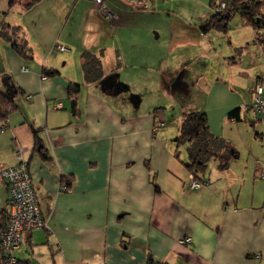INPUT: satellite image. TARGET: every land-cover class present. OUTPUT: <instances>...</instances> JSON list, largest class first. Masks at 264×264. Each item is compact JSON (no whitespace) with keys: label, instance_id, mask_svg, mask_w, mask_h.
Masks as SVG:
<instances>
[{"label":"crops","instance_id":"obj_1","mask_svg":"<svg viewBox=\"0 0 264 264\" xmlns=\"http://www.w3.org/2000/svg\"><path fill=\"white\" fill-rule=\"evenodd\" d=\"M27 1L0 0V23L19 26L33 55L23 59L0 36V72L17 88H6L16 108L0 123V169L18 162L21 144L45 226L23 235L16 264H264V112L250 109L257 83L264 93V48L252 28L240 23L223 53L197 54L225 66L207 83L196 77L204 98L186 103L167 75L187 56L171 36L158 42L152 26L167 1L104 0L111 14L91 0ZM209 14L210 0L199 19ZM208 35L200 30V41ZM84 50L102 51L97 82H84ZM233 50L242 51L238 60ZM44 67L58 74L45 76ZM68 82L81 84L75 96ZM160 87L173 102L154 100ZM191 110L204 111L211 132L237 153L225 169L211 159L199 189L187 187L186 145L174 142ZM8 204L0 177V207ZM184 236L192 242L180 244Z\"/></svg>","mask_w":264,"mask_h":264},{"label":"trees","instance_id":"obj_2","mask_svg":"<svg viewBox=\"0 0 264 264\" xmlns=\"http://www.w3.org/2000/svg\"><path fill=\"white\" fill-rule=\"evenodd\" d=\"M38 1L28 0L25 6L29 7ZM213 1L210 0V7ZM8 4L11 6L13 0H9ZM6 13L7 11L4 12V14ZM236 13L240 15L242 25L252 28L255 33V41L263 45L264 48V0H226L225 9L221 13L210 12L199 23V28L202 33L212 30L227 32L229 29L228 21ZM18 31L19 26L10 25L6 22L0 23V36L23 59L31 60L33 57L32 50L23 38L18 39ZM101 56L102 51L84 50L81 52L80 65L85 83L97 82L104 76ZM42 73L51 77L58 74V71L44 67ZM4 76L6 75L0 72V123L2 124L6 122L9 113L16 108L14 99L6 92V85L2 82ZM9 81L11 82L10 78ZM80 87L81 84L78 82H68L67 94L75 96ZM14 88L17 91L15 86ZM236 111L232 110L230 115ZM174 142L177 147L186 145L187 160L185 164L189 172L199 179V173L205 171L211 159L216 158L219 168L225 169L229 159L237 154L235 150H232V145L228 140L211 132L206 113L202 110H191L183 114L178 128V135L175 137ZM39 145L40 139L36 138L34 147L38 148ZM8 214V205L0 207V230L6 227ZM153 263L150 259L149 264Z\"/></svg>","mask_w":264,"mask_h":264},{"label":"rangeland","instance_id":"obj_3","mask_svg":"<svg viewBox=\"0 0 264 264\" xmlns=\"http://www.w3.org/2000/svg\"><path fill=\"white\" fill-rule=\"evenodd\" d=\"M167 1V5L164 7L166 10H162L160 12H154L153 14V24L152 26L153 31H157L156 29H159L160 32V38L158 39V42L162 43H169L167 38L169 36L173 37L171 42L172 44H180L179 45V51L178 53H182L183 56L185 55V63L182 66V71L180 72H171L167 75V77L172 78L173 80V88L175 91L181 92L183 98L185 99V102H196L198 100H203L204 93L201 92L197 88L199 85L196 82V77H205L202 81V83H207L206 79L210 80L214 75L223 69V65L221 63V60L217 58V60L214 63L215 59L209 58L211 60H208L205 58V60L202 61V59L197 58L198 53H208V51L213 50V48H216L217 52L223 53L228 50L227 46H230L231 34L234 33V30L236 28H239V24L241 22V17L238 13L232 15V17L228 21V31L230 33L226 32H219L212 30L209 32V35L204 39L203 41H200V29H199V23L201 20L199 17L201 16V13L203 11H206L208 9V0H165ZM232 30V33H231ZM247 32H251V29H245ZM237 32V30L235 31ZM246 32V31H245ZM246 32V33H247ZM154 33V32H153ZM18 39H21L22 36L20 34V31L17 32ZM244 34V33H243ZM235 37V35L233 34ZM233 37V39H234ZM246 36L241 35V38L244 39ZM178 41V42H177ZM170 42V43H171ZM183 43V44H182ZM232 48V47H230ZM233 50V55L235 57L239 58L240 56V50H237V52ZM245 55H243L244 57ZM170 60L174 59L173 56L169 57ZM139 64V63H138ZM4 56L2 53H0V70L4 69ZM206 69V73L198 74L196 73L194 69ZM228 69L226 68V72ZM8 75V74H5ZM174 78V79H173ZM158 92L154 90L152 97L155 101H163L164 99V90L160 87L158 88ZM145 101H147V94ZM175 97L178 98V94H175ZM165 99L168 102H173L169 99H171L169 96L165 97ZM164 99V100H165ZM144 103V102H143ZM142 103V104H143ZM145 104V103H144ZM168 108V107H166ZM155 109V108H154ZM158 109V108H157ZM161 109V108H160ZM169 113V109L167 111ZM254 132V130H253ZM183 145L180 146L179 150H181Z\"/></svg>","mask_w":264,"mask_h":264},{"label":"built area","instance_id":"obj_4","mask_svg":"<svg viewBox=\"0 0 264 264\" xmlns=\"http://www.w3.org/2000/svg\"><path fill=\"white\" fill-rule=\"evenodd\" d=\"M94 4L102 8L106 14H111L106 6L104 0H91ZM142 5H145V0H138ZM226 7V0H214L210 7V12L221 13ZM55 48L60 51L66 50L64 45L56 44ZM27 99H31L32 95H27ZM56 108L61 107V103L55 105ZM254 114H262L264 112V93L261 83H257L254 87V99L250 106ZM162 123L156 125L161 126ZM3 129V127H1ZM15 156L18 162L0 169V177L7 184L9 204H8V220L7 225L3 230H0V250L2 251L4 264H15L16 258L12 252L20 247L23 235L32 230L43 228L45 220L43 219L38 201L32 186L31 177L24 158L25 148L17 143L15 149ZM258 176L264 179V166H260ZM207 183L196 178L193 173L188 176L187 187L189 189H199ZM66 185H61V190H66ZM180 244H190L192 238L184 236L178 239ZM256 258L260 257L257 253Z\"/></svg>","mask_w":264,"mask_h":264},{"label":"water","instance_id":"obj_5","mask_svg":"<svg viewBox=\"0 0 264 264\" xmlns=\"http://www.w3.org/2000/svg\"><path fill=\"white\" fill-rule=\"evenodd\" d=\"M2 82L3 84L6 85V88H7V91L10 93V94H13L16 90L14 88V83L10 82L9 81V76H4L2 78ZM74 106V102H71V108Z\"/></svg>","mask_w":264,"mask_h":264}]
</instances>
